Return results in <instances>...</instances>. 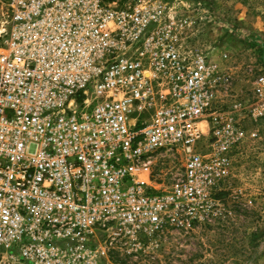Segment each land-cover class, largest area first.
Returning a JSON list of instances; mask_svg holds the SVG:
<instances>
[{"label": "built area", "instance_id": "built-area-1", "mask_svg": "<svg viewBox=\"0 0 264 264\" xmlns=\"http://www.w3.org/2000/svg\"><path fill=\"white\" fill-rule=\"evenodd\" d=\"M0 2V264H105L198 224L258 138L233 113L263 119L264 75L221 108L201 19L161 0ZM162 152L183 174L159 190Z\"/></svg>", "mask_w": 264, "mask_h": 264}, {"label": "rangeland", "instance_id": "rangeland-1", "mask_svg": "<svg viewBox=\"0 0 264 264\" xmlns=\"http://www.w3.org/2000/svg\"><path fill=\"white\" fill-rule=\"evenodd\" d=\"M161 1L201 19L202 42L224 75L220 107L227 111L235 101L253 102L254 82L264 75V0ZM2 7L0 2V17ZM233 116L245 135L254 130L259 135L244 137L235 150L230 174L213 194V208L201 211L193 228L167 225L145 248L115 243L105 264H264V117L253 121L244 110ZM182 174L180 155L155 157L152 184L159 190Z\"/></svg>", "mask_w": 264, "mask_h": 264}]
</instances>
